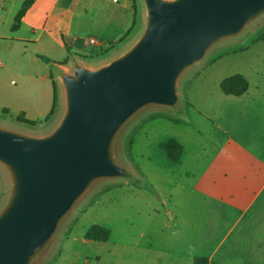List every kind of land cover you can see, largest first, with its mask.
Wrapping results in <instances>:
<instances>
[{
    "label": "crops",
    "instance_id": "crops-1",
    "mask_svg": "<svg viewBox=\"0 0 264 264\" xmlns=\"http://www.w3.org/2000/svg\"><path fill=\"white\" fill-rule=\"evenodd\" d=\"M25 1L0 0V126L15 123L27 135L44 136L65 111L63 76L73 74L78 65L101 67L129 50L143 33L148 12L145 0H34L18 21ZM91 38L98 43H90ZM258 49V60L235 73L249 81L244 94L223 91L221 84L229 76L218 86L223 97L250 98V113L260 114L255 120L263 122L264 42ZM192 103L199 104L195 99ZM198 112L203 138L217 152L212 162L200 171L128 169L126 177L93 186L76 219L83 221L81 230L75 232L72 224L60 236L45 257L49 263L194 264L197 257H207L211 264H264V244L252 232L264 169L250 171L244 186L225 184V167L212 168L224 163L225 143L214 139L206 121H221L227 109L211 102L199 105ZM189 134L159 140L160 146L196 139L194 132ZM251 155L257 159V153ZM189 175L196 177L192 184L180 179ZM2 189L0 177V207ZM94 226L109 230V238L89 239Z\"/></svg>",
    "mask_w": 264,
    "mask_h": 264
},
{
    "label": "water",
    "instance_id": "water-1",
    "mask_svg": "<svg viewBox=\"0 0 264 264\" xmlns=\"http://www.w3.org/2000/svg\"><path fill=\"white\" fill-rule=\"evenodd\" d=\"M145 2L147 27L129 50L63 76L67 107L51 133L0 127V162L14 182L0 213V264H32L96 181L128 176L113 151L126 123L151 105L175 107L182 73L264 13V0Z\"/></svg>",
    "mask_w": 264,
    "mask_h": 264
},
{
    "label": "rangeland",
    "instance_id": "rangeland-1",
    "mask_svg": "<svg viewBox=\"0 0 264 264\" xmlns=\"http://www.w3.org/2000/svg\"><path fill=\"white\" fill-rule=\"evenodd\" d=\"M146 27L147 21L145 29ZM262 42H264V13L252 20L239 35L214 44L202 60L182 73L177 85L179 102L175 107L151 105L132 117L115 138L113 151L116 161L127 169H141L143 171L152 169H170L180 172L200 171L205 165L212 162L217 152L213 150L211 142L208 143L207 138H203L202 120L198 107L214 102L216 106L226 108L227 112L221 116L219 122L214 118V121L206 122L211 126L214 139L219 137L224 140L222 143H225L226 152L224 153V163L216 162L212 168L220 169L224 166L229 172V177L224 180L225 184L238 183L244 186L251 174L250 171L260 167L264 169V120L263 122L256 121L255 119L259 118L260 114L250 113L252 101L250 98H233L227 97V95L223 97L222 94L224 93L219 88L218 81L227 76L231 77L230 75L234 76L236 72L247 71L257 59V50H259ZM257 45L259 46L257 47ZM221 88L223 89L222 84ZM220 96L225 99H221ZM194 99L199 104L193 106L192 100ZM156 113H160V115L154 116L153 114ZM59 123L46 133H51ZM4 125L0 127L25 134L23 131L26 129L17 126L15 123ZM191 132L197 135L193 141L191 139L189 143L184 141L185 144H181L179 141L175 144L171 142L169 147L167 146L173 156L179 157V160L171 159V161L167 157L165 147L160 146L159 140L166 141L173 137L177 139L183 137L184 139ZM147 133H151V136ZM252 152L257 153V159L251 155ZM228 153L235 156L233 155L232 158L227 155ZM182 155L183 157L180 159ZM239 170L241 174H235ZM0 177L3 183L1 213L11 199L14 186L9 169L1 162ZM180 179L192 184L196 177L189 175V178ZM111 180L108 178L100 179L87 190L61 221L50 243L32 260V264H51L45 257L49 249L56 246L60 236L67 233L72 224L75 232L81 230L83 221L82 219L76 221V219L79 218L83 204L90 196L93 186H103L109 184ZM261 203L264 204V190L259 192V208L257 220L254 222L256 230L252 229L253 233L256 231L258 243L264 244L262 241L264 240V207H261ZM245 225L243 223L242 228ZM243 232L247 233L245 229Z\"/></svg>",
    "mask_w": 264,
    "mask_h": 264
},
{
    "label": "trees",
    "instance_id": "trees-1",
    "mask_svg": "<svg viewBox=\"0 0 264 264\" xmlns=\"http://www.w3.org/2000/svg\"><path fill=\"white\" fill-rule=\"evenodd\" d=\"M34 0H26L23 6V9L20 11L19 16H18V21H20V17L24 14V12L28 9L33 4ZM222 87L223 91L229 95H242L244 94L248 88H249V83L248 81L244 78L243 75L241 74H236L234 76H231L224 80L222 82ZM56 100H57V94H56V89H55V96H54V107L52 110V113H54L55 107H56ZM25 121V120H24ZM29 123H35L29 121ZM172 143H177L176 140H170L167 142L164 147L166 151L168 152L169 156L171 159H174L175 161L179 160V157L173 156L169 149H167V146ZM110 236L109 230L101 227V226H94L91 228V230L88 232L87 237L89 239H96V240H107ZM194 264H211L209 259L207 257H197L194 261Z\"/></svg>",
    "mask_w": 264,
    "mask_h": 264
},
{
    "label": "built area",
    "instance_id": "built-area-1",
    "mask_svg": "<svg viewBox=\"0 0 264 264\" xmlns=\"http://www.w3.org/2000/svg\"><path fill=\"white\" fill-rule=\"evenodd\" d=\"M90 43H92V44H97L98 42H97V40L96 39H94V38H91L90 39ZM1 64V63H0Z\"/></svg>",
    "mask_w": 264,
    "mask_h": 264
}]
</instances>
